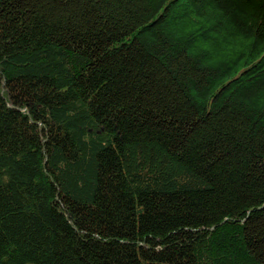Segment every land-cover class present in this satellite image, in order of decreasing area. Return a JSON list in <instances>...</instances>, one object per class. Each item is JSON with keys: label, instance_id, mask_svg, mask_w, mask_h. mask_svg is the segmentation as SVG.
I'll return each instance as SVG.
<instances>
[{"label": "trees", "instance_id": "obj_1", "mask_svg": "<svg viewBox=\"0 0 264 264\" xmlns=\"http://www.w3.org/2000/svg\"><path fill=\"white\" fill-rule=\"evenodd\" d=\"M0 264H264V0H0Z\"/></svg>", "mask_w": 264, "mask_h": 264}]
</instances>
